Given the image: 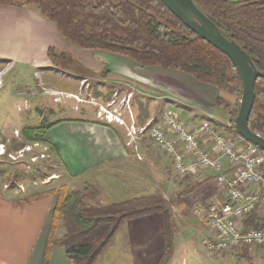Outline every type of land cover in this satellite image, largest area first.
Masks as SVG:
<instances>
[{"label":"crops","instance_id":"1","mask_svg":"<svg viewBox=\"0 0 264 264\" xmlns=\"http://www.w3.org/2000/svg\"><path fill=\"white\" fill-rule=\"evenodd\" d=\"M16 30H21L24 34L15 35ZM53 46L70 47L62 40L54 22L29 7L0 6V56L30 63L37 69L51 67L53 62L48 50ZM89 51L91 52L80 51V58L99 73L103 65L99 59L104 56L100 54L105 51ZM111 55V61H106L112 65L111 69L107 70L108 73L100 74L99 80L104 82L112 78V71L118 73L120 76L114 79L119 85L116 89L107 92L94 88V94H80L82 81L92 78L83 73L77 78L78 88L65 91L73 99L70 103L71 110L80 111L82 104H89L97 108L96 115L81 118L66 114L65 117L53 121L48 131L56 147L54 155L71 178L84 180L89 184H110L113 181L111 173L119 172V175L125 177V181L132 179L134 182V186H126L124 182L126 196L123 201L129 200L141 196L144 180L142 160L146 158L147 167L151 171L150 178L154 171L156 175L159 170L165 171L168 178L170 177L167 185L174 183L170 158L155 149L149 136L151 126L161 123L163 113L168 110L176 111L190 130L204 121H211L218 132L228 135L238 145L245 143L234 129L235 122L232 121L231 111L218 104V98L222 95L218 87L200 82L176 69L144 68L127 56L114 53ZM138 84L146 89H136ZM57 90L63 92L61 89ZM137 95L141 96V101L137 99ZM132 97L134 98L131 101ZM119 98L120 103L123 99H130V109L124 107V111L128 109L125 113L126 123L148 128L131 145L128 144L130 138L126 126L98 117L100 106L107 107L111 101ZM63 101L60 97L55 103L60 104L61 109L66 111L67 105L63 108ZM117 103L113 107H119L120 104ZM203 145L212 148L211 142L206 139ZM138 154L142 159L138 158ZM187 162L190 168L187 177L181 182L182 189L178 192L180 199L173 202V219L176 223L174 237L176 231L184 232L183 240L186 244L194 247L195 252L203 248V252L211 259L208 263L218 264L219 255H209L203 240L211 233L205 211L211 204L224 199L223 188L216 178L219 171L196 164L190 153H187ZM223 165L229 174L231 165L226 158L223 159ZM106 171L108 177L102 174ZM26 198L28 197L11 195L1 190L0 264H74L64 247L53 245L48 248L55 201L51 202L47 196L29 201ZM256 210L257 218L264 222V206H259ZM121 231L128 238L127 264L159 263L165 251V229L161 213L129 220ZM56 235L61 237L63 234L58 235L56 232ZM230 253L227 255H233L234 252ZM236 253L248 255L251 258L250 264H254V258L246 247Z\"/></svg>","mask_w":264,"mask_h":264},{"label":"trees","instance_id":"2","mask_svg":"<svg viewBox=\"0 0 264 264\" xmlns=\"http://www.w3.org/2000/svg\"><path fill=\"white\" fill-rule=\"evenodd\" d=\"M193 1L224 36L248 52L258 70L264 71V0ZM0 6H36L66 40L82 49L124 55L144 68L176 69L214 85L222 93L218 104L231 111L235 122L239 107L231 109L225 94H243V80L236 66L220 49L187 27L164 0H0ZM48 53L52 58L54 49L51 47ZM255 91L249 126L264 136V77L256 81ZM52 125H25L21 129L23 141L15 151L40 142L56 153L48 135ZM234 129L237 132L235 124ZM21 176L11 174L9 187L15 188ZM49 193L56 196V201L48 248L64 247L74 264H94L127 221L156 213L162 214L165 229V251L158 264L170 263L175 249L174 204L162 192L150 191L104 205L97 203L98 191L92 184L82 189L63 185ZM43 196L36 193L26 200ZM255 219L257 210L246 217V223ZM61 228L63 235L57 237Z\"/></svg>","mask_w":264,"mask_h":264},{"label":"rangeland","instance_id":"3","mask_svg":"<svg viewBox=\"0 0 264 264\" xmlns=\"http://www.w3.org/2000/svg\"><path fill=\"white\" fill-rule=\"evenodd\" d=\"M29 9L39 12L36 6H31ZM39 14L43 16L40 12ZM20 31L16 30L14 32L15 35L24 34V32ZM61 38L70 47H52L54 49V56L52 58L50 57L53 62L51 67L37 69L30 63L20 62L18 59H12L8 56H0V151L8 149L5 154H0V189L5 190V192L11 195L29 197L36 193H41L44 196L50 197V201L53 202L56 201V196L49 193L51 189L59 188L63 185H67L69 189H82L89 184L84 180H76L68 176L64 172L63 165L51 149L47 157H39L35 162L31 158L41 153V148L39 147L25 153L24 157L16 159L9 154L12 153L16 157V146L23 141L21 129L25 125L52 123L60 117H65L66 114L81 118L96 115L97 108L93 105L82 104L80 111L71 110L70 108V103L73 102V99L69 98L70 94L65 91L78 88L79 82L77 78L81 74H87L92 78L87 81L83 80L82 83L80 81V94L88 92L94 94L96 89L112 92L119 86L114 79L120 75L113 71L110 74L112 78L104 82H100L99 80L101 79L100 74L111 69L112 65L110 63L107 64L106 61H111L110 57L113 56L111 55L112 53L105 51V53L100 54L104 55L99 59L103 65H101V71L97 73L96 71L98 70H92L80 58V51L84 53L91 51L78 47L66 40L62 35ZM94 88L96 89L94 90ZM137 88H142V90L146 89L140 84H138V87L136 86ZM57 89H61L63 92ZM60 97L64 100L62 102L64 105L63 108L67 105L66 111L61 109L60 104L55 103V100L60 99ZM232 97L231 99L230 94H225L226 100L228 102L231 101V107L236 110L238 107L240 108L242 96L233 95ZM120 99H117L118 105L120 104ZM137 99L141 101V96L137 95ZM142 162L144 164V180L141 187V195L150 191H160L172 202H178L180 199V193L178 192H181V182L185 178L179 179L173 175L174 183L167 185V181L170 178H168L167 172L159 170L157 172L158 175H156L154 173L156 171H154L152 172V178H150L151 171L147 167V159L145 158ZM28 164L31 167L26 166ZM11 174H22L15 188L9 187L8 177ZM102 174L108 177L106 175L107 171ZM111 176H113V179H111L113 181L110 184H101L100 182L92 184L98 191L97 203L100 205L123 201V197L126 196L124 186H131V184L134 186L132 179L125 181V177L119 175V172H112ZM124 182H126L125 185ZM136 186L137 193H139L138 183H136ZM179 225L181 226L182 223L180 222ZM63 231L64 229L61 228L57 231V234L61 235ZM183 235L184 232L182 231H176L175 233L174 243L176 249L171 258V264H209L208 261L211 259L203 252V248L195 252L194 247L184 242ZM247 251L250 253L248 249ZM228 253L218 256V264L251 263V258L248 255H237L236 252H231L233 255H227ZM250 255L254 258V264H263V253L260 254L254 251ZM128 262V238L120 230L110 246L96 259L94 264H127Z\"/></svg>","mask_w":264,"mask_h":264},{"label":"built area","instance_id":"4","mask_svg":"<svg viewBox=\"0 0 264 264\" xmlns=\"http://www.w3.org/2000/svg\"><path fill=\"white\" fill-rule=\"evenodd\" d=\"M116 103L117 100H113L107 107L100 106L98 117L126 126L130 138L128 144H134L148 128L126 123L125 113L130 109V99H123L119 107H113ZM124 107L128 109L124 111ZM149 136L155 149L170 158L173 173L179 179L186 178L190 168L187 153L193 156L196 164L219 171L216 178L223 188L224 199L211 204L205 211L211 230L203 240L208 254L238 252L242 247H246L250 254L254 251L264 254V222L257 218L246 223V217L259 206H264V151L247 141L238 145L228 135L218 132L211 121H204L190 130L174 110L163 113L162 122L151 126ZM204 139L211 142V149L203 145ZM36 147L41 148V153L32 156V161L49 155L50 146L40 142L27 144L16 151V157L9 154L14 159L24 157ZM5 153V149L0 151V154ZM138 158L142 159L140 154ZM224 158L231 165L229 174L225 172ZM26 166L31 167L30 164Z\"/></svg>","mask_w":264,"mask_h":264},{"label":"water","instance_id":"5","mask_svg":"<svg viewBox=\"0 0 264 264\" xmlns=\"http://www.w3.org/2000/svg\"><path fill=\"white\" fill-rule=\"evenodd\" d=\"M171 11L191 30L225 53L236 66L243 80V94L239 112L235 118L238 134L264 151V136L254 132L249 126L253 109L256 81L264 77L248 52L237 42L228 39L217 25L202 12L193 0H164Z\"/></svg>","mask_w":264,"mask_h":264}]
</instances>
